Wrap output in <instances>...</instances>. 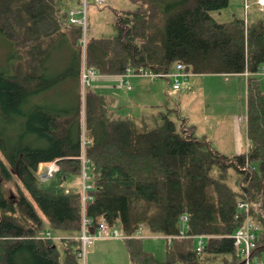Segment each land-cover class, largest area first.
<instances>
[{
    "label": "trees",
    "instance_id": "trees-1",
    "mask_svg": "<svg viewBox=\"0 0 264 264\" xmlns=\"http://www.w3.org/2000/svg\"><path fill=\"white\" fill-rule=\"evenodd\" d=\"M72 1L0 0V34L12 50L0 68V264H81L84 218L91 229L120 226L131 264H243L233 234L248 219L257 227V255L264 249V14L220 22L211 11L230 0H130L134 9L116 10V35L88 40V22L85 30L70 21ZM58 48L68 68L53 62L47 79ZM179 62L186 73L249 72L240 153L214 149L187 118H172L179 109L135 115L104 87L84 90L96 73H170ZM56 91L66 107L51 111L44 101ZM48 163L58 169L43 181L39 168ZM144 228L171 238L164 261L145 249Z\"/></svg>",
    "mask_w": 264,
    "mask_h": 264
},
{
    "label": "rangeland",
    "instance_id": "rangeland-1",
    "mask_svg": "<svg viewBox=\"0 0 264 264\" xmlns=\"http://www.w3.org/2000/svg\"><path fill=\"white\" fill-rule=\"evenodd\" d=\"M163 1L165 4L174 0ZM72 2L73 9H80L81 6L77 0ZM134 8L135 5L130 0H106L102 6H96L90 2L88 8V40L93 37L116 35L118 18L116 10L122 13L124 10ZM261 13L264 14V6L254 0H230L227 7L211 11V15L220 22L228 21L234 15L246 18L250 16V19L253 20ZM77 16L81 17L82 15L78 14ZM11 51L9 42L0 34V68L4 66ZM50 57L49 65L51 66L50 72L46 76L47 79L53 76L52 65L59 63L60 70L63 71L68 68L69 62L61 48L54 50ZM174 65L176 63H173ZM175 68L176 66L171 69L166 77L132 74L128 78H124L122 76H103L96 73L92 76L89 85L84 87V90L86 88L87 90L98 91L99 88L103 89L104 87L103 93L113 95L119 104L128 105L126 106L127 111L135 115L146 111L169 112L170 109H179L178 112H170L173 119L179 122L180 117L187 118L189 127L195 131L199 138L210 141L213 148L220 153L228 156L236 154L237 138L241 136L242 132L241 140L245 137L248 81L243 77H238L237 74L187 73V77H180L181 89L176 90L173 87ZM260 84L264 92V75L260 76ZM45 92L42 90L37 95L36 102H42ZM55 95L54 99L50 95H46V101H44L45 107L51 111L54 108L61 109L64 105V102L60 101L61 96L59 100L57 99V91ZM64 106L66 107V102ZM30 116L33 114L25 115V119ZM53 164L40 165V179L45 181L53 175L54 171L58 169V165L53 169ZM114 229L122 232L118 225ZM52 235L55 240H61V237L53 233ZM138 235L144 238L145 249L153 252L157 261L165 260L169 243V239L165 235L152 233L147 228L140 230ZM39 236L43 237V234ZM58 245L60 252L64 253L63 246L60 243ZM241 254L245 260L242 252ZM253 256L257 264H264V249H261L257 255H254L253 251ZM81 264H131L125 236L95 239L88 247L85 263L81 259Z\"/></svg>",
    "mask_w": 264,
    "mask_h": 264
},
{
    "label": "built area",
    "instance_id": "built-area-1",
    "mask_svg": "<svg viewBox=\"0 0 264 264\" xmlns=\"http://www.w3.org/2000/svg\"><path fill=\"white\" fill-rule=\"evenodd\" d=\"M90 2H93L97 6H101L105 4L106 0H80V9L78 10H71L69 12L70 21L72 23L79 24L83 27V29H87V22H88V8L90 5ZM259 3L264 6L262 3V0H259ZM82 15L81 17H78L77 15ZM85 42V40H84ZM185 64L182 62H179L176 64V72L174 74L175 80H174V89L180 88V77L184 76L187 77V73L185 72ZM260 75H264V66L260 70ZM132 74H140V75H146V76H152V77H166L168 76V73L165 72H154L147 69H140L139 72H134L132 69H128L125 74L118 75L119 77H129ZM86 77V76H85ZM57 167L56 163L53 164L52 168L54 169ZM52 172V171H50ZM84 200H87V197H84ZM239 207L243 210H248V204L247 203H240ZM187 217L183 216L182 221L186 222ZM90 224V221L87 218L83 219V229L80 234L81 239V250L79 251L78 255L81 259L86 260L87 257V250L88 247L94 242L97 238H105V237H111V238H119L122 236L127 237L123 232H120L117 229H112L108 226L106 222H102L97 228L91 229L88 227ZM257 227L254 225L250 220L248 219L244 226L240 229H238L234 234V243L236 246L240 247L241 252L244 255V262L243 264H257L254 261L253 256V250L256 247V240H257ZM48 237H53L51 232L48 231L46 233ZM169 239V242H171V238L167 237ZM205 239V236L200 235L198 236V250H201L203 248V240Z\"/></svg>",
    "mask_w": 264,
    "mask_h": 264
},
{
    "label": "crops",
    "instance_id": "crops-1",
    "mask_svg": "<svg viewBox=\"0 0 264 264\" xmlns=\"http://www.w3.org/2000/svg\"><path fill=\"white\" fill-rule=\"evenodd\" d=\"M237 76L243 77L248 81V77L250 76V74L249 73L248 74L247 73H240V74H237ZM179 89H181V86ZM179 89H176V90H179ZM242 134H243V132H242ZM242 134H241V136H242ZM241 136L237 138L238 139L237 140V147H238L237 153H240L244 149V147H246V140L247 139H245V137H244L243 140H241ZM61 238H63V237H61Z\"/></svg>",
    "mask_w": 264,
    "mask_h": 264
},
{
    "label": "bare ground",
    "instance_id": "bare-ground-1",
    "mask_svg": "<svg viewBox=\"0 0 264 264\" xmlns=\"http://www.w3.org/2000/svg\"><path fill=\"white\" fill-rule=\"evenodd\" d=\"M262 3L264 4V0H262Z\"/></svg>",
    "mask_w": 264,
    "mask_h": 264
}]
</instances>
